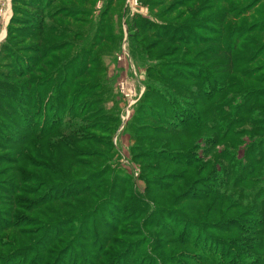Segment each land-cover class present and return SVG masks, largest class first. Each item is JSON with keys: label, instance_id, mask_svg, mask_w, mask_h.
Masks as SVG:
<instances>
[{"label": "rangeland", "instance_id": "1", "mask_svg": "<svg viewBox=\"0 0 264 264\" xmlns=\"http://www.w3.org/2000/svg\"><path fill=\"white\" fill-rule=\"evenodd\" d=\"M41 1L0 19V264H264V0Z\"/></svg>", "mask_w": 264, "mask_h": 264}, {"label": "trees", "instance_id": "2", "mask_svg": "<svg viewBox=\"0 0 264 264\" xmlns=\"http://www.w3.org/2000/svg\"><path fill=\"white\" fill-rule=\"evenodd\" d=\"M17 2H15L14 6H15V9H18V7L20 5H22L24 8L31 10L33 12H36V14H39L40 11H41V7H42V4L43 2L41 0H16ZM141 2V0H140ZM38 19V18H37ZM33 18L32 21L30 20H18L16 19V17L13 19V23L11 24V31H12V26L14 25L15 22H20V21H23L25 22V26L21 29H28L29 31H31L32 28L35 27L36 23H38V20ZM211 44H213L211 42ZM231 53L228 51V52H225L223 48H220V46H215L212 48L211 52L209 53V56H213L214 55V58H210L211 61H216V59H222L223 62H227V60L229 59V55ZM228 63V62H227ZM32 66H35V62L34 63H31L27 69L28 70H31ZM212 69L213 70H216V72H220V71H224V73H230V65H223L222 63L220 62H215L212 64ZM223 81V80H221Z\"/></svg>", "mask_w": 264, "mask_h": 264}, {"label": "built area", "instance_id": "3", "mask_svg": "<svg viewBox=\"0 0 264 264\" xmlns=\"http://www.w3.org/2000/svg\"><path fill=\"white\" fill-rule=\"evenodd\" d=\"M11 2H12V0H0V19L4 20V18L7 16L8 12H10ZM137 2H138V0L135 1L136 5H137ZM1 32H3V29H1V22H0V33ZM0 43H1V38H0Z\"/></svg>", "mask_w": 264, "mask_h": 264}, {"label": "bare ground", "instance_id": "4", "mask_svg": "<svg viewBox=\"0 0 264 264\" xmlns=\"http://www.w3.org/2000/svg\"><path fill=\"white\" fill-rule=\"evenodd\" d=\"M4 35H5V31H4Z\"/></svg>", "mask_w": 264, "mask_h": 264}]
</instances>
